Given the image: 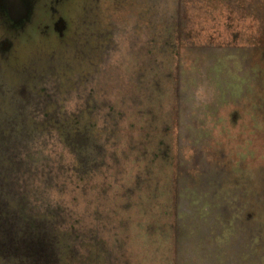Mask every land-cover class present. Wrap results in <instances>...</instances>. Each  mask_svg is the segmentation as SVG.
I'll return each instance as SVG.
<instances>
[{
	"label": "rangeland",
	"instance_id": "obj_1",
	"mask_svg": "<svg viewBox=\"0 0 264 264\" xmlns=\"http://www.w3.org/2000/svg\"><path fill=\"white\" fill-rule=\"evenodd\" d=\"M28 2L0 17V264H264V0Z\"/></svg>",
	"mask_w": 264,
	"mask_h": 264
},
{
	"label": "trees",
	"instance_id": "obj_2",
	"mask_svg": "<svg viewBox=\"0 0 264 264\" xmlns=\"http://www.w3.org/2000/svg\"><path fill=\"white\" fill-rule=\"evenodd\" d=\"M4 23H6V21H4ZM139 86H141V85H139ZM134 96L137 97L138 95L134 94ZM110 123L113 124L114 121H110ZM63 124L64 123L56 125L57 131H58V136H60L59 135L61 133L60 129H61V126ZM114 126L115 125L110 126L111 127L110 131L114 130ZM59 138L61 139V136ZM109 144H111V142ZM137 144H138V147L140 148L141 145L139 143H137ZM55 145H56L55 143H53V145H52L54 147L55 151L56 150L58 151L61 149L60 146L57 145L58 147H56ZM78 149H79V147H76L74 152H77L80 156V150H78ZM141 154L143 155V153H141ZM54 156H55V158H53V161L51 162V164L57 163L61 166V169H60V171H55L56 176H54V177H53L52 173H47L46 178H50L48 185L49 186H52V185L55 186V188L57 190H59V188L69 189L74 197H79L81 195L80 193L84 190V187H85L83 184L84 178L88 175L89 176L95 175L96 172L93 169H88L87 171L85 170V168L81 169L80 164H82V163H78L77 157H75V159H74L70 155V157L67 158L66 154L63 153L62 150H60V152H56V154ZM67 165H69V168H67L65 170ZM89 170H93V171H89ZM73 225L75 226V223H73Z\"/></svg>",
	"mask_w": 264,
	"mask_h": 264
},
{
	"label": "water",
	"instance_id": "obj_3",
	"mask_svg": "<svg viewBox=\"0 0 264 264\" xmlns=\"http://www.w3.org/2000/svg\"><path fill=\"white\" fill-rule=\"evenodd\" d=\"M0 8L11 20L21 21L29 12V2L28 0H0Z\"/></svg>",
	"mask_w": 264,
	"mask_h": 264
},
{
	"label": "flooded vegetation",
	"instance_id": "obj_4",
	"mask_svg": "<svg viewBox=\"0 0 264 264\" xmlns=\"http://www.w3.org/2000/svg\"><path fill=\"white\" fill-rule=\"evenodd\" d=\"M62 0H50V2H52V6H54V7H56V6H58L59 4H60V2H61ZM51 8L52 9V11L54 12H56V10L57 9H55V8ZM0 17L2 18L1 20L2 21H6V23H9V21H10V23H9V25H11V26H19L20 24H22L24 21H26V19H23V20H21V22H19V23H13V20H11L10 18H8L7 16H6V13H5V11L2 9V8H0ZM23 21V22H22ZM53 21H55V20H53ZM10 27V26H9Z\"/></svg>",
	"mask_w": 264,
	"mask_h": 264
}]
</instances>
